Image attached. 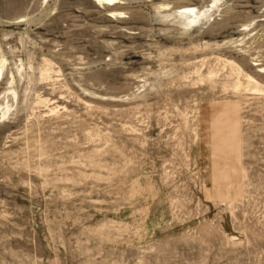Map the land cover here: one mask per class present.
Here are the masks:
<instances>
[{"label":"rangeland","instance_id":"1","mask_svg":"<svg viewBox=\"0 0 264 264\" xmlns=\"http://www.w3.org/2000/svg\"><path fill=\"white\" fill-rule=\"evenodd\" d=\"M2 65L0 264H264V0H0Z\"/></svg>","mask_w":264,"mask_h":264},{"label":"bare ground","instance_id":"2","mask_svg":"<svg viewBox=\"0 0 264 264\" xmlns=\"http://www.w3.org/2000/svg\"><path fill=\"white\" fill-rule=\"evenodd\" d=\"M104 5H109L111 7L115 6L119 0H96ZM216 2V0H215ZM179 6V14L180 16L185 17L186 19L189 20V24H194L201 19L207 17V11L208 10H202L198 9L193 3L191 2H180ZM3 68L4 65L1 66L0 69V77L3 74Z\"/></svg>","mask_w":264,"mask_h":264}]
</instances>
